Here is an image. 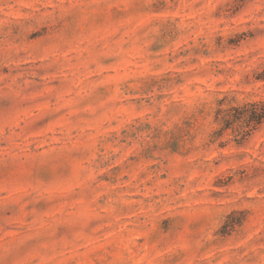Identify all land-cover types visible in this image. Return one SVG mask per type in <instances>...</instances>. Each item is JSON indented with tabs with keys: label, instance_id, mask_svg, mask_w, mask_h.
<instances>
[{
	"label": "rangeland",
	"instance_id": "1",
	"mask_svg": "<svg viewBox=\"0 0 264 264\" xmlns=\"http://www.w3.org/2000/svg\"><path fill=\"white\" fill-rule=\"evenodd\" d=\"M263 100L264 0H0V264H264Z\"/></svg>",
	"mask_w": 264,
	"mask_h": 264
},
{
	"label": "trees",
	"instance_id": "2",
	"mask_svg": "<svg viewBox=\"0 0 264 264\" xmlns=\"http://www.w3.org/2000/svg\"><path fill=\"white\" fill-rule=\"evenodd\" d=\"M236 110H238L237 115L229 113L228 115L223 114L221 117L226 124L229 123L227 122L229 120L239 121L242 127L241 130L245 132L248 127L260 123L264 119V100L246 103L240 109L237 108Z\"/></svg>",
	"mask_w": 264,
	"mask_h": 264
}]
</instances>
